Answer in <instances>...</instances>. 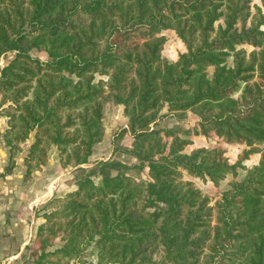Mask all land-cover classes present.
<instances>
[{
  "label": "trees",
  "instance_id": "trees-1",
  "mask_svg": "<svg viewBox=\"0 0 264 264\" xmlns=\"http://www.w3.org/2000/svg\"><path fill=\"white\" fill-rule=\"evenodd\" d=\"M251 1L0 0V60L15 54L0 65L10 156L35 131L28 175L50 144L78 171L77 189L42 215L36 264L87 255L86 264H264V149L256 148L264 144V11L248 26ZM165 29L184 45L176 62L162 56ZM108 97L124 106L129 126L121 131L133 137L138 163L88 165ZM187 110L199 119L192 131L155 127ZM210 133L249 148L235 163L223 147L183 152L189 135ZM259 152L214 205L184 178L219 183Z\"/></svg>",
  "mask_w": 264,
  "mask_h": 264
},
{
  "label": "rangeland",
  "instance_id": "rangeland-1",
  "mask_svg": "<svg viewBox=\"0 0 264 264\" xmlns=\"http://www.w3.org/2000/svg\"><path fill=\"white\" fill-rule=\"evenodd\" d=\"M251 15L248 18L247 25L250 26L253 17L258 14V8L264 11V0H252L251 1ZM224 23V18L221 19L218 24ZM241 25V23H240ZM264 30V25L262 26ZM164 36L165 43L162 50V56L169 60L170 62H176L177 51L184 50V45L181 40L177 37L176 32L173 29L162 30L159 34ZM246 49L251 51L254 49L250 44L239 45L238 49ZM32 55L40 57L41 59L47 58V53L44 50H39L34 48L31 51ZM14 53H8L3 56L0 60V65H5L14 57ZM227 64H233V57L229 56ZM210 73L213 72V68L209 69ZM95 80H107L106 76H101L99 74L95 75ZM108 91V88H106ZM241 91H238L236 96H240ZM162 112H167V106ZM180 114V113H179ZM1 116H4L0 112ZM6 118V116H4ZM198 117L193 110H187L182 113L181 116L175 114L174 116H169L160 119L155 127L156 128H169L178 126L179 128L190 129L191 131L198 122ZM8 119H6V122ZM8 124V123H7ZM102 129L100 137L94 144L93 153L91 154L89 164L98 161L106 160L108 158H114L121 160L127 164L138 163V159L132 154L134 139L129 134H124L123 131L129 126V118L124 113V106L115 103L111 97H108L104 102V111L102 118ZM7 126L3 133H0V138H4ZM2 138L0 142L2 143ZM191 143L185 145L183 152L191 153L193 150L208 147H223L226 151V156L231 163H235L239 158L244 155L245 150L249 148L246 144L241 143H227L221 137H218L214 133H210L208 136L203 134L199 135H189ZM166 139V138H165ZM35 140V131L31 132L29 137L20 143V148L15 151V154L7 160V165L5 166L4 173H9L13 170L20 171L22 173V182L18 183L17 180L10 183L9 188L6 193L0 192V203L6 205V211L4 213L7 215L8 227L4 228L7 231V235H14L17 241L15 243H2V248L5 251L0 257V263L5 261V257L21 252L17 259L11 260V264H36L35 256L32 255V248L36 241L37 232L39 225L44 221L43 214L45 212H50L56 206L54 204L55 198L65 197L69 192L77 189L75 184V175L77 174V167L73 163L64 164L62 159V153L58 146L55 144H50L48 150H46V155L44 160L38 161L34 158L31 159V174H27V166L25 164V158L29 153L30 147ZM5 141V138H4ZM10 155V148L5 142ZM258 150L264 149V144L256 145ZM261 154L253 153L248 159L243 161V166L238 168V173L228 174L219 183H214L209 179H201L198 177H193L184 172V178L190 179L195 182L196 186L199 187L205 196H208L211 200V205L215 204V201L220 198L223 191L230 188L231 184L236 180H242L247 174V170L251 169L257 165L260 161ZM20 161L17 165L16 162ZM19 167L21 170L15 169ZM23 168V169H22ZM113 173H116L113 171ZM147 177V173L143 174ZM1 179V178H0ZM95 181H98V177H94ZM13 181V180H8ZM28 183L27 188L21 187L23 183ZM30 196V198H28ZM20 203V204H19ZM23 208H19V205ZM30 206V207H29ZM11 230V231H10ZM21 240V241H20ZM63 245L59 242L57 245L50 248L54 250ZM84 262L93 261L92 255H87L84 257ZM9 261V260H7ZM81 259L71 260L68 264H86ZM116 264V263H111ZM228 264H236L229 262Z\"/></svg>",
  "mask_w": 264,
  "mask_h": 264
},
{
  "label": "crops",
  "instance_id": "crops-1",
  "mask_svg": "<svg viewBox=\"0 0 264 264\" xmlns=\"http://www.w3.org/2000/svg\"><path fill=\"white\" fill-rule=\"evenodd\" d=\"M6 119L7 118L0 115V133L1 134L3 133L4 129L7 126ZM1 138H2V135H1ZM9 158H10L9 151H8L7 147L5 146L4 138H2V143L0 142V178H1L0 179V192L6 193V194H7L6 190L11 185L10 183L14 182L15 180H17L18 183L22 182L21 177L23 175L22 173H24L23 170L19 169L18 166L15 167V169L21 170V172L13 170L9 173H4V169L8 163L7 160ZM19 163H20V161L16 162L17 165ZM8 180H13V181H8ZM28 183L30 184V182L23 183L21 185V187L27 188ZM28 198H30V196H28ZM20 207L23 209L25 208L22 205H19V208ZM4 211H6V205L3 203H0V257H2V254L5 252L2 248V245H1L2 243H9V242L15 243V241H17V239L15 238L14 235H7L8 230H4V228L9 226L8 222H7V217H6L7 215L4 213ZM20 253L21 252H17L16 254L13 253V255H11L9 257H5V261L3 263H0V264H11L12 263L11 260L17 259L19 257L18 255ZM7 260H9V261H7Z\"/></svg>",
  "mask_w": 264,
  "mask_h": 264
}]
</instances>
